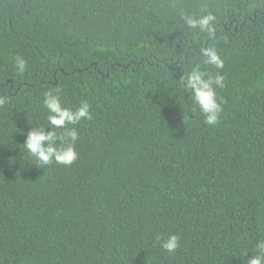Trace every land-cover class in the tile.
Segmentation results:
<instances>
[{"label": "trees", "instance_id": "16d2710c", "mask_svg": "<svg viewBox=\"0 0 264 264\" xmlns=\"http://www.w3.org/2000/svg\"><path fill=\"white\" fill-rule=\"evenodd\" d=\"M203 7L211 37L181 18ZM197 66L225 77L215 126L179 83ZM57 89L93 118L42 169L23 143ZM0 94V264H245L264 239V0H0Z\"/></svg>", "mask_w": 264, "mask_h": 264}, {"label": "clouds", "instance_id": "9594fccd", "mask_svg": "<svg viewBox=\"0 0 264 264\" xmlns=\"http://www.w3.org/2000/svg\"><path fill=\"white\" fill-rule=\"evenodd\" d=\"M181 18L189 29H198L210 37L214 33L216 16L207 7H203L201 14L198 15L181 13ZM202 55L205 66L211 65L217 70L224 68V60L215 47L204 48ZM26 67L27 61L23 57L17 56L15 58L16 70L23 73ZM224 80L225 77L220 71L213 73L200 66L193 68L190 72L183 73L179 78L180 85L184 91L190 93L189 99L199 108L206 125L215 126L220 121L223 101L218 98L217 88L224 87ZM7 103H9V96L0 94V108H3ZM43 105L48 112L47 126L50 130L46 131L45 126L32 127L27 132L23 145L34 159V164L42 169L53 163L71 166L79 158L76 149L79 132L74 126L81 120L93 118L91 106L87 101H81L75 109L64 106L61 102L59 89L55 90V94L51 91L45 92ZM67 125H73V127L68 128ZM57 129L63 131L57 132ZM160 246L166 252L174 253L181 246L180 236L175 233L169 234L167 238L161 239ZM255 247V254L247 258L245 264H264V239L258 240ZM247 254L245 252L244 257Z\"/></svg>", "mask_w": 264, "mask_h": 264}]
</instances>
